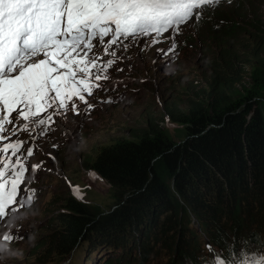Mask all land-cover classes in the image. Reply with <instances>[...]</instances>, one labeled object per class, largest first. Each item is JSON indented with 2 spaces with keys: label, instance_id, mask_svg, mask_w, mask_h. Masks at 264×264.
Wrapping results in <instances>:
<instances>
[{
  "label": "trees",
  "instance_id": "trees-1",
  "mask_svg": "<svg viewBox=\"0 0 264 264\" xmlns=\"http://www.w3.org/2000/svg\"><path fill=\"white\" fill-rule=\"evenodd\" d=\"M232 1L205 13L194 31L199 42L216 41L220 55L210 57L216 64L208 83L186 109L166 105L176 125L150 121L83 159L108 184L112 205L66 196L54 215L57 228L38 246L51 261L84 241L118 250L101 264H193L208 245L228 256L234 239L236 247L247 242L252 261L264 249V46L253 51L244 41L248 59L237 51L243 20L263 37L264 19L251 13L257 0ZM235 60L254 61L245 91L235 88L242 78Z\"/></svg>",
  "mask_w": 264,
  "mask_h": 264
},
{
  "label": "snow or ice",
  "instance_id": "snow-or-ice-1",
  "mask_svg": "<svg viewBox=\"0 0 264 264\" xmlns=\"http://www.w3.org/2000/svg\"><path fill=\"white\" fill-rule=\"evenodd\" d=\"M219 0H0V220L9 211L22 207V200L35 195L27 173L40 164L29 165L33 149L26 155L21 148L46 135L54 116L72 111L80 114L78 99L88 112L94 107L87 96L98 82L108 79L107 69L118 56L123 43L144 41L155 35L156 43L170 33L168 49L159 55L175 53V36L182 25L199 21L203 9L215 7ZM110 39H106L109 38ZM94 49L97 51L94 52ZM103 50V56L99 50ZM97 82V83H94ZM110 99V98H109ZM52 114L49 115V111ZM13 137H17L13 140ZM8 143H2L3 141ZM55 147V145H53ZM10 153V154H9ZM52 157V153H48ZM54 159V157H52ZM41 164L43 162H40ZM96 174L89 170V178ZM5 242L22 239L7 232ZM235 239L224 250L208 251L193 264H251L252 250ZM264 249L257 250V255ZM219 257V259H217ZM264 264V257L260 260Z\"/></svg>",
  "mask_w": 264,
  "mask_h": 264
},
{
  "label": "rangeland",
  "instance_id": "rangeland-1",
  "mask_svg": "<svg viewBox=\"0 0 264 264\" xmlns=\"http://www.w3.org/2000/svg\"><path fill=\"white\" fill-rule=\"evenodd\" d=\"M233 5L232 0H219L214 8L209 6L202 11L211 14V11H216L213 9ZM239 5L244 3L239 2ZM252 11H255L254 18L260 16L264 19V0L252 4ZM242 13L248 15L249 11ZM204 18L181 26L179 34L175 36V53H157L158 48H169L172 43L170 33H164L159 43L155 42L156 37L153 35L144 41L138 37V43L127 48L123 43L115 46L119 48L118 56L122 58L111 57L115 62L106 70L109 78L99 81V87H94L91 96L86 95L89 103L94 105L92 109L84 112L83 104L77 99L75 103L80 114L74 113L70 107L66 119L60 124V130H55L52 123L46 135L35 142L31 141L27 133L18 134L19 138L29 140L21 148V154L26 155L29 147L33 149L34 154L27 157L28 164H40L36 172L30 170L26 174L32 181L29 186L37 191L34 196L29 193L31 199L24 198L22 207L9 211L0 221V237L7 232L22 237L10 243L0 239V264H101L104 259L118 254V250L105 245L93 249L84 241L70 255L55 262V259L51 261L53 254H42L45 245L38 246L45 243L57 228L54 215L66 196L88 203H101L103 209L112 205L108 184L95 172V179L89 178L90 168L84 166V158H93L102 145L112 143L119 136L134 137L138 132L136 128L148 127L150 121L160 127H173L176 123L167 115L166 105L175 104L186 109L187 101L201 93L200 88L207 85L212 72L210 65L216 64V61L209 63V60L212 55H218V45L216 41L199 42L194 36L195 29L202 28ZM237 38H242L237 48L239 57L246 55L243 48L250 52L249 46L242 45L244 41H249L253 51L264 46V35H258L246 20L240 24ZM99 51L103 56V50ZM109 58L103 56L102 62ZM239 65L242 67V78L236 82L235 88L245 91L249 87L254 61L240 63L235 60L234 67L238 68ZM56 119L57 116H54V122ZM48 153H52L54 159Z\"/></svg>",
  "mask_w": 264,
  "mask_h": 264
},
{
  "label": "bare ground",
  "instance_id": "bare-ground-1",
  "mask_svg": "<svg viewBox=\"0 0 264 264\" xmlns=\"http://www.w3.org/2000/svg\"><path fill=\"white\" fill-rule=\"evenodd\" d=\"M153 39V38H152ZM111 58V57H110ZM104 60V59H103ZM67 113V112H66ZM66 113L61 112L58 116L56 121L53 124V128L55 130H60V124L66 119Z\"/></svg>",
  "mask_w": 264,
  "mask_h": 264
},
{
  "label": "clouds",
  "instance_id": "clouds-1",
  "mask_svg": "<svg viewBox=\"0 0 264 264\" xmlns=\"http://www.w3.org/2000/svg\"><path fill=\"white\" fill-rule=\"evenodd\" d=\"M207 13V12H206ZM203 15H205V13H203ZM203 15H202V17H203ZM13 140H14V138H13ZM9 141H3L2 143H8ZM8 214V213H7ZM1 221V220H0Z\"/></svg>",
  "mask_w": 264,
  "mask_h": 264
}]
</instances>
